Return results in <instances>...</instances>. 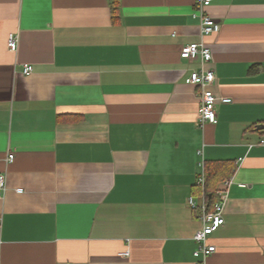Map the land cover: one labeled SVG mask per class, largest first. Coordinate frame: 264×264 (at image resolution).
Here are the masks:
<instances>
[{
  "label": "crops",
  "instance_id": "0c3cea01",
  "mask_svg": "<svg viewBox=\"0 0 264 264\" xmlns=\"http://www.w3.org/2000/svg\"><path fill=\"white\" fill-rule=\"evenodd\" d=\"M202 12L231 101L201 128L200 58L180 50ZM261 124L264 0H0V264H195L202 160L221 165L210 190L230 179L206 260L264 264Z\"/></svg>",
  "mask_w": 264,
  "mask_h": 264
},
{
  "label": "built area",
  "instance_id": "2783aa9c",
  "mask_svg": "<svg viewBox=\"0 0 264 264\" xmlns=\"http://www.w3.org/2000/svg\"><path fill=\"white\" fill-rule=\"evenodd\" d=\"M211 0H196L197 7L203 11L204 7L209 5ZM220 29V23L217 19L213 18L207 13L200 14V33L201 40L198 42H191L182 46L180 50V56L186 59L200 58V68L193 71L186 79L187 82L194 83L199 87V109L197 125L203 127L205 124H214L217 119L215 104L217 102L229 103L231 99L227 96H217L213 90L212 85L215 82V73L212 62V52L210 47L203 41V36L218 32ZM7 48L10 51H15L18 46V36L16 33L10 32L6 41ZM32 71V67L29 64L24 65L22 72L29 74ZM198 154H202V151L197 150ZM14 158L13 153H9L6 157V161L12 162ZM201 172L197 178V184L203 186L204 184V172H203V160L200 162ZM230 179L221 183L218 190L217 201L214 202L211 209H207L206 197L202 193L200 200L197 202L193 195L188 197V204L191 209L199 210V218L202 222L201 228L195 231L193 239L196 242L194 249V255H201L202 259L195 264H215L208 262L207 256L215 251V245L208 242V237L217 230L223 223V208L227 197L228 186ZM6 187L5 173H0V197ZM18 192L22 191V188L16 189ZM1 227V218H0ZM128 252H121V255H127Z\"/></svg>",
  "mask_w": 264,
  "mask_h": 264
},
{
  "label": "trees",
  "instance_id": "16d2710c",
  "mask_svg": "<svg viewBox=\"0 0 264 264\" xmlns=\"http://www.w3.org/2000/svg\"><path fill=\"white\" fill-rule=\"evenodd\" d=\"M116 10H117V6L111 7V13L113 15H116ZM220 167H221V165L218 163L215 167L211 168V167H208L207 162H204V164H203L204 184H203V186H201V185L196 183V186L198 187L199 193L205 194L207 209L212 208V206L216 200V197H218V193H217L218 186H217L215 191L214 190L212 191V190H210V184L214 180L218 181L219 178L215 177V175L217 174ZM229 177L230 176L224 177V179H227ZM224 179H222V180H224Z\"/></svg>",
  "mask_w": 264,
  "mask_h": 264
},
{
  "label": "water",
  "instance_id": "95a60500",
  "mask_svg": "<svg viewBox=\"0 0 264 264\" xmlns=\"http://www.w3.org/2000/svg\"><path fill=\"white\" fill-rule=\"evenodd\" d=\"M259 128H264V124H261L258 126Z\"/></svg>",
  "mask_w": 264,
  "mask_h": 264
}]
</instances>
